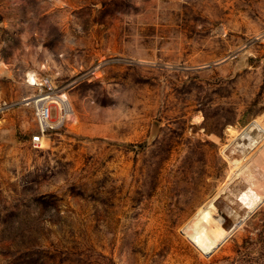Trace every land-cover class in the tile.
I'll use <instances>...</instances> for the list:
<instances>
[{"label":"rangeland","instance_id":"rangeland-1","mask_svg":"<svg viewBox=\"0 0 264 264\" xmlns=\"http://www.w3.org/2000/svg\"><path fill=\"white\" fill-rule=\"evenodd\" d=\"M30 74L69 104L38 144ZM0 99V264H264V202L185 231L263 118L264 0H0Z\"/></svg>","mask_w":264,"mask_h":264},{"label":"bare ground","instance_id":"bare-ground-1","mask_svg":"<svg viewBox=\"0 0 264 264\" xmlns=\"http://www.w3.org/2000/svg\"><path fill=\"white\" fill-rule=\"evenodd\" d=\"M30 80L36 83L32 74ZM53 103L67 106L66 95H60L58 100L55 97ZM233 134V144L225 147L226 155L234 161L233 170L217 193L198 208L185 228L186 234L204 253L215 251L238 224L264 202V171H258L264 166V115L250 127L234 129ZM243 137L245 147L249 143L252 145L242 153L240 146L244 144L238 140ZM236 142L240 143L239 147L234 146Z\"/></svg>","mask_w":264,"mask_h":264},{"label":"built area","instance_id":"built-area-1","mask_svg":"<svg viewBox=\"0 0 264 264\" xmlns=\"http://www.w3.org/2000/svg\"><path fill=\"white\" fill-rule=\"evenodd\" d=\"M36 79L37 83L35 85L38 86V92L27 100L28 104L34 108L38 126L37 133L32 136L34 144H38L41 141V137L45 136L48 131L58 128L69 112V104L62 107L58 105L60 108V117L58 120H53V108L57 105L53 103L55 97H57L55 95L56 89L47 77H36Z\"/></svg>","mask_w":264,"mask_h":264},{"label":"water","instance_id":"water-1","mask_svg":"<svg viewBox=\"0 0 264 264\" xmlns=\"http://www.w3.org/2000/svg\"><path fill=\"white\" fill-rule=\"evenodd\" d=\"M251 125H249L250 127ZM239 225V224H238ZM213 252L205 253L207 256L211 255Z\"/></svg>","mask_w":264,"mask_h":264}]
</instances>
